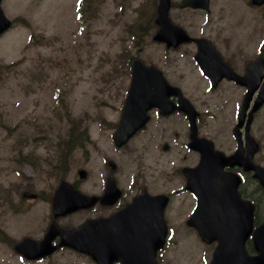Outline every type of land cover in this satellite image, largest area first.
Instances as JSON below:
<instances>
[{
    "label": "rangeland",
    "instance_id": "obj_1",
    "mask_svg": "<svg viewBox=\"0 0 264 264\" xmlns=\"http://www.w3.org/2000/svg\"><path fill=\"white\" fill-rule=\"evenodd\" d=\"M75 1L10 0L6 6L13 13L8 16L18 22L0 39V227L11 239L10 243L0 241V264H72L66 251L42 262H29L14 250V243L25 237L40 240L52 221L50 202L43 197L26 201L21 197L23 190L49 193L61 179H79L80 168L92 165L102 170L106 163L102 151L105 154V148L112 145L113 123L121 115L130 80L125 55L134 54L164 71L176 59H185L183 50H167L153 41L156 5L154 14L151 1L101 0L88 21L93 7H87L86 19L79 21ZM179 2L174 0L170 15L193 36L251 40L253 48L264 40V9L252 14L247 0H215L209 14L180 9ZM11 63L18 65L8 67ZM174 69L179 73L190 71L184 61L175 64ZM206 110L209 112L202 132L219 135L220 143L227 145L235 122L233 109L228 107L222 112L208 106ZM73 122L82 123L93 144L71 152L67 172L62 174L55 170L59 141L67 136ZM256 125L259 138L264 110ZM262 136L263 150L258 159L264 157ZM140 144L137 138L132 140L120 153H113L112 160L125 167L132 165ZM233 148L232 139L224 149ZM170 155L176 164L177 156L173 152ZM95 174L99 172L95 170ZM158 174L163 188L176 185L169 171ZM257 199L264 207V194L259 192ZM80 217L64 218L59 223L76 225L86 214ZM173 224L182 231L181 224ZM180 245L173 236L170 249ZM206 247L208 252L214 249V245ZM201 256L197 264H202ZM192 258L184 247L183 252L173 250L172 262L167 264H191Z\"/></svg>",
    "mask_w": 264,
    "mask_h": 264
},
{
    "label": "flooded vegetation",
    "instance_id": "obj_2",
    "mask_svg": "<svg viewBox=\"0 0 264 264\" xmlns=\"http://www.w3.org/2000/svg\"><path fill=\"white\" fill-rule=\"evenodd\" d=\"M212 41L222 54L220 55L222 62L229 65V67L239 75L238 79H230V77H228L225 73L224 66H222L216 58L215 60L210 59L205 63V65L208 67H217V70H215L213 74L214 77L218 79V81L216 85L213 86V88L211 85V80L207 79L206 76H203L204 78L201 81H191L189 78H187L189 74L181 73L180 75H177L174 69H172V73L174 75L171 76L173 80H175L176 83L182 87V90L191 92L190 97L185 91L186 95H188V97L192 100V103L198 111L196 123L197 131L200 136H204L202 132V124L206 118L205 108L206 106H211L212 108V102L215 101V99L212 97L209 98L205 94L203 96L197 95V93H206L207 90H212L215 94L218 92L221 93L220 96L222 99L220 101H215L214 106H218L219 108H227L229 104H234L236 105V116L238 117L245 93L248 88V86L244 83L243 76L246 74L247 65L251 60H253L251 59V54L246 51L245 44L243 43H238L235 40ZM188 45L191 46L188 48V51L190 59L194 64V72L196 73L200 66L196 63L198 46L196 44ZM261 54H264V48ZM228 94L233 97H227ZM173 99L174 101H177L175 97ZM252 105L253 102L251 103L248 113L251 110ZM173 114L175 115L174 118L168 121H161L159 118H157L158 116H162L160 115L159 110L155 109L152 111V120L150 121L147 128L138 135L137 140L141 142V144L140 149L133 156V166H130L127 169L123 168L120 171L116 169V166L115 169L108 167L104 170H101V174H99L97 180H91V172L87 174V179L85 181L87 188L86 194L94 195L99 198L95 205L87 208L86 212H88L89 218L103 217L105 220H108L113 214L128 205L134 199V197L143 194L146 191L151 195H156L159 193H167L171 195L172 191L170 190L169 186L163 188V182L158 173L166 175L167 171H169L170 176L176 175L178 177L177 181L179 183L186 184L187 177L184 173V170L186 168L196 167L202 160V153L196 152L192 149L184 152L182 138L187 137L188 140L191 133L189 126V116L181 112H174ZM257 115L258 112L254 114V119L251 124V132L253 134L254 131H258L257 125L254 127ZM169 116L162 117L167 119ZM242 133L244 137L245 126L242 127ZM158 139H161L160 145L156 144V140ZM166 142H170L168 146L169 151L172 149V145H174L177 153L176 164L173 163L174 160L172 156L168 155L165 151ZM150 143L152 146H149ZM226 169L239 172L242 175L243 181L239 186V191L243 197L251 199V196L248 194L249 189L251 188V183L248 182V177L249 175L252 176V174L244 172L240 167H226ZM110 177H114L116 179L117 186L119 188V197H116L115 199H113L114 193L107 191V181ZM163 180L167 181V176L164 177ZM80 186V182L75 184V187L80 188ZM243 190L244 195L242 194ZM185 193L189 194V196L187 197L188 199L186 198L187 200L185 204L181 207V213L184 214L188 213V206L193 205L191 202L194 199L192 198L193 194L191 192L185 191ZM106 195L108 196V201L102 203L101 197ZM73 252L79 256H83L78 252ZM86 257L90 262H92V259L89 256ZM120 263V261L113 262V264Z\"/></svg>",
    "mask_w": 264,
    "mask_h": 264
},
{
    "label": "water",
    "instance_id": "obj_3",
    "mask_svg": "<svg viewBox=\"0 0 264 264\" xmlns=\"http://www.w3.org/2000/svg\"><path fill=\"white\" fill-rule=\"evenodd\" d=\"M198 1L199 0H183L180 6H206L208 2V0H201L200 2ZM169 9L170 1L161 0L159 7V16L157 19V23L161 25V29L155 36V39L166 41L169 46H176L179 42L187 39L188 36L184 33V31L179 29L171 22L168 16ZM9 25L10 22L6 20L2 11L0 10V33ZM172 88L174 87H171L167 83L163 74L159 70L154 67L146 68L139 61L135 62L133 84L124 108L122 118L123 120L115 135L118 145L121 146L126 143L134 134V131L145 124L146 120L148 119V109L154 106L164 107L167 105L169 96L172 93ZM209 152L210 154L213 153L212 145L209 148ZM246 168L254 169L256 171V177H259L262 184L264 185V169L256 166L255 164H252L251 162L247 163ZM80 174L83 177L84 171H81ZM213 174L214 169L210 170V167L208 166L205 170V198L200 201L198 206L200 211L204 209L208 213L213 211L212 208L208 209V206H210L212 202V200L208 197H211L215 190L213 182L216 181V179L214 178ZM237 183L238 182L236 181L233 186H223V195H233L237 198ZM24 195L34 196L29 193H25ZM85 203V196L80 194L79 191L73 189L72 185L63 182L54 197L53 206L55 216L57 217L73 212L76 209L84 207L86 205ZM215 212L213 214H207L208 216L204 218V224L206 225L204 227V237L207 239H211L212 236L207 234V229L210 228L209 225L219 223L223 227L231 230L218 234L216 238H218L219 240L223 239V246L225 247L227 245V247L231 249V253L229 254L232 256L230 258L232 264H264V226L260 228L255 234V240L257 248L259 250V255L254 258H248L244 253L243 246L240 245V242L244 236L242 237L241 233L234 231L235 224L239 223L240 221L237 222L225 218L221 215H214ZM58 234L62 235L60 245H70L73 247H78L81 251L88 252L86 238L89 237V234L87 233V231H85V226H83L80 230L68 233L66 229H60L56 222L51 225L42 243L33 244L31 241L26 240L22 244H20L18 248L21 249L24 253L28 254L30 258H38L40 256L48 255L55 249V247L52 246V240L56 238V235ZM30 248H32V252H30ZM216 254L219 258V253L216 252ZM241 254L246 259H242Z\"/></svg>",
    "mask_w": 264,
    "mask_h": 264
},
{
    "label": "trees",
    "instance_id": "obj_4",
    "mask_svg": "<svg viewBox=\"0 0 264 264\" xmlns=\"http://www.w3.org/2000/svg\"><path fill=\"white\" fill-rule=\"evenodd\" d=\"M76 130L78 131L76 132ZM72 133H74L75 137H73ZM85 134H86L85 130H79L77 129V127H73L71 129V137L68 139V144L73 145L75 142L76 144L83 145V143L85 142L84 140Z\"/></svg>",
    "mask_w": 264,
    "mask_h": 264
}]
</instances>
